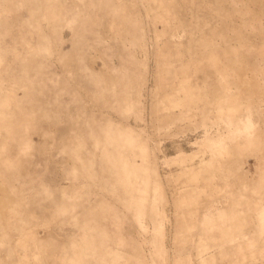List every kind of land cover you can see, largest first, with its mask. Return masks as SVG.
I'll return each instance as SVG.
<instances>
[{
    "label": "rangeland",
    "instance_id": "obj_1",
    "mask_svg": "<svg viewBox=\"0 0 264 264\" xmlns=\"http://www.w3.org/2000/svg\"><path fill=\"white\" fill-rule=\"evenodd\" d=\"M0 264H264V0H0Z\"/></svg>",
    "mask_w": 264,
    "mask_h": 264
}]
</instances>
